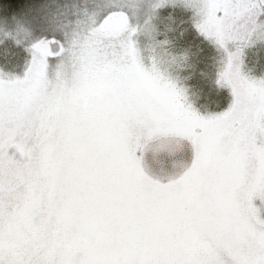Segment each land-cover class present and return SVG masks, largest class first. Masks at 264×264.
Wrapping results in <instances>:
<instances>
[{
	"label": "snow or ice",
	"instance_id": "1",
	"mask_svg": "<svg viewBox=\"0 0 264 264\" xmlns=\"http://www.w3.org/2000/svg\"><path fill=\"white\" fill-rule=\"evenodd\" d=\"M0 264H264V0H0Z\"/></svg>",
	"mask_w": 264,
	"mask_h": 264
}]
</instances>
